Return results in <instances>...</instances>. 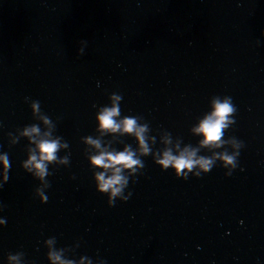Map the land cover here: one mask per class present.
<instances>
[{
  "label": "water",
  "instance_id": "obj_1",
  "mask_svg": "<svg viewBox=\"0 0 264 264\" xmlns=\"http://www.w3.org/2000/svg\"><path fill=\"white\" fill-rule=\"evenodd\" d=\"M112 93L122 96L117 122L135 116L145 127L148 154L135 132L101 127ZM226 96L236 107L227 143L202 145L195 130ZM57 138L69 164L49 165L41 203L43 185L22 162ZM237 141L230 176L219 160L186 180L156 163L165 150L211 157ZM126 148L144 167L130 176L129 199L109 206L95 181L105 169L91 157ZM3 153L0 264H53V251L72 264H264V0H0Z\"/></svg>",
  "mask_w": 264,
  "mask_h": 264
},
{
  "label": "clouds",
  "instance_id": "obj_2",
  "mask_svg": "<svg viewBox=\"0 0 264 264\" xmlns=\"http://www.w3.org/2000/svg\"><path fill=\"white\" fill-rule=\"evenodd\" d=\"M81 45L86 46V41H81ZM84 53V47L79 48V54ZM112 101L111 107H103L97 119L100 122L102 128L111 129L116 131L121 127L125 132L133 133L135 132L139 143L141 145L142 153L148 154L150 149L148 148L142 133L145 131V127L137 126V118L135 116H125L120 122L115 119L120 115V102L122 96L116 93H112L109 97ZM27 100V98H26ZM31 111L34 114H39L41 112L40 102L31 101L30 103ZM212 112L205 116L201 121L200 126L195 130L198 133H202L205 139L201 142L202 145L215 146L217 148L221 147L227 141H224L222 137L224 136V130L229 127L230 124H234L235 120L230 119V117L236 113V107L232 102V98L226 96L223 100L219 97L212 102ZM42 119L46 124L51 123L50 118L47 115H43ZM39 129L35 125H31L24 128L23 134L31 138L33 133H38ZM87 142L94 144L99 147V142L92 140L91 137H87ZM233 139H235L233 137ZM19 140H17L18 142ZM61 147L68 148V144L64 142L62 145L60 143V138L54 140H41L36 142V148L38 149V155L36 152H30L28 159L22 162V166L28 173L38 179L42 183V187L39 186L35 190V195L39 197L41 203L47 202V196L45 195V189L50 187L49 182L46 177L51 175L48 168L49 165H68V156L59 157L58 152ZM243 147V143L237 141L234 143L235 151L228 152L225 149L223 152L213 153L211 157L207 156H196V150L189 151L187 148L180 152L179 155H173L171 150H165L162 153L156 163L161 169L167 170L169 168L175 169V175L178 178L188 179L191 173L195 177H200L202 174L208 173L217 163L223 168L227 169L225 172L226 176H230L232 171L238 166V156L240 154L239 150ZM0 163L3 164L4 172L0 173L2 179H0V187L3 186L9 179L8 172L10 170V160L7 153L0 154ZM91 163L93 166L101 167L105 169L104 172L95 173L96 190L101 194H106L108 197L109 206H114L117 199L121 201H127L131 196V192L127 195L124 194V190L127 188L130 176L136 172V166L140 168L144 167L143 161L136 157L133 151L125 149L123 152L118 153H104L101 152L99 155L91 157ZM199 168V171H194V169ZM126 169H131L129 176L124 174ZM111 171L108 175L107 172ZM135 177V176H134ZM2 209V206H0ZM6 220L0 219V225H5ZM53 241L49 239L47 243L51 244ZM49 258L52 260L53 264H72L71 261L63 260L61 255L55 251L50 252ZM9 260H17V256L9 255ZM105 264V262H104Z\"/></svg>",
  "mask_w": 264,
  "mask_h": 264
}]
</instances>
